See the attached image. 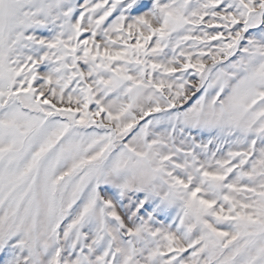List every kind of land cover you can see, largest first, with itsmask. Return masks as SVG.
<instances>
[{"label": "snow or ice", "instance_id": "6c2138e0", "mask_svg": "<svg viewBox=\"0 0 264 264\" xmlns=\"http://www.w3.org/2000/svg\"><path fill=\"white\" fill-rule=\"evenodd\" d=\"M0 264H264V0H0Z\"/></svg>", "mask_w": 264, "mask_h": 264}]
</instances>
